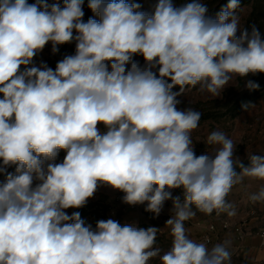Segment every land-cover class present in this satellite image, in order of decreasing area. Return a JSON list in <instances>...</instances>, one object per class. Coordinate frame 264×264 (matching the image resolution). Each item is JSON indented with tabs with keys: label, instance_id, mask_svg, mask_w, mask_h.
<instances>
[{
	"label": "clouds",
	"instance_id": "1",
	"mask_svg": "<svg viewBox=\"0 0 264 264\" xmlns=\"http://www.w3.org/2000/svg\"><path fill=\"white\" fill-rule=\"evenodd\" d=\"M83 4L0 0V264H231L230 241L209 247L185 222L197 211L234 217L226 198L245 177L264 181V155L247 153L245 166L221 131L207 136L214 152L196 155L191 133L201 113L178 109V97L198 87L220 98L234 78L259 89L246 78L264 73L261 33L241 27L239 0L214 17L202 0H158L152 13L126 0H88L98 19L86 22ZM49 43L53 54L72 43L75 52L55 69L37 66ZM101 186L156 217L170 200V248L154 247L157 227L113 219L93 227L67 214ZM248 201L264 203V186Z\"/></svg>",
	"mask_w": 264,
	"mask_h": 264
},
{
	"label": "rangeland",
	"instance_id": "2",
	"mask_svg": "<svg viewBox=\"0 0 264 264\" xmlns=\"http://www.w3.org/2000/svg\"><path fill=\"white\" fill-rule=\"evenodd\" d=\"M49 4L56 0H47ZM126 2H135L141 5V11L152 13L158 0H126ZM191 0H173L177 6H181ZM209 9L208 14L215 16L221 7L225 6L228 0H202ZM28 3H35V0H28ZM88 0H84L83 11L91 14L92 11L87 6ZM240 8L237 14L240 16L241 27L251 31L254 25L261 33L264 39V0H239ZM84 20V19H83ZM239 35V32L237 33ZM75 52V44H65L59 47V51L53 54L51 44L46 45L44 50L34 58V63L38 66L41 62L55 69L56 63L65 55H71ZM143 65L142 56L134 57ZM246 79L253 80L259 84V89L249 91L245 88V81L242 78H234L230 86L226 87L222 97L213 98L206 92H200L197 88L186 90L184 96L178 97L181 103L178 109L183 110L188 107L201 113V120L198 127L191 133L196 155L214 152V146L206 143L207 136L213 131H221L227 137L233 140L236 145L235 156H238L248 165L247 153L255 155H264V73L255 76L249 75ZM174 91H179L176 87ZM255 104L248 111L242 109L244 103ZM101 131H106L104 126L99 125ZM66 152L61 150L56 162H62ZM10 168L8 169V171ZM239 171V169H237ZM4 176L0 175V181ZM264 181L245 177L241 183L235 185L226 198L236 210V215L232 218L226 214L217 216L215 212L211 215H205L197 211L196 216L185 222V228L188 230L190 238L196 241H204V235L207 232V226L211 222H216L222 218L230 220L231 223H246L248 230L255 234L258 227L264 225V203L253 204L248 201V196L257 192ZM117 190L107 186H101L93 198L88 200L87 215L83 219L86 224H95L99 220L113 219L123 225H133L147 229L148 227L160 228L157 233L154 247L161 248L162 254L167 251L172 242L170 227L165 226L166 221L172 216V203L166 201L162 212L158 217L150 212H146V204L140 205L136 210L126 211L116 207L114 197ZM173 196H181V190H173ZM195 210V209H194ZM69 209L66 210V212ZM252 239H238L234 229L219 230L215 241L208 244L209 247L216 243L230 241L229 251L231 252V264H264V246L260 244L258 238L254 235ZM150 264H160L158 258L153 259Z\"/></svg>",
	"mask_w": 264,
	"mask_h": 264
},
{
	"label": "built area",
	"instance_id": "3",
	"mask_svg": "<svg viewBox=\"0 0 264 264\" xmlns=\"http://www.w3.org/2000/svg\"><path fill=\"white\" fill-rule=\"evenodd\" d=\"M123 195L124 194L122 192H119V191L116 192V195L114 197V203L116 207L126 210V211L136 210L140 207V205L133 206V205H128L124 203L122 200ZM226 221L228 223V227H225ZM230 228L234 229V232L238 239L242 240V239L247 238L248 236L254 235L259 239L260 244L264 246V225L258 227L255 234H253L250 230H248L246 223L244 222L231 223L230 220L226 218L217 220L215 223L214 222L209 223L207 226V232L204 235V240L205 238H207L208 244H211L213 241H215L216 234L219 232L220 229L227 230Z\"/></svg>",
	"mask_w": 264,
	"mask_h": 264
},
{
	"label": "trees",
	"instance_id": "4",
	"mask_svg": "<svg viewBox=\"0 0 264 264\" xmlns=\"http://www.w3.org/2000/svg\"><path fill=\"white\" fill-rule=\"evenodd\" d=\"M61 4H62V0H61ZM84 13H85V12H84ZM90 17H91V18L98 19V17H96L93 13H91V14H86V16H85V14H84L83 19H84V21L86 22ZM9 171H10V172H14V171H15V167H14V166L11 167ZM3 180H4V177L2 178V180H1L0 182H2ZM34 183H35V182H34ZM88 206H89V205H88V203H87L84 207H82V208H78V209H75L73 212H79L80 215H81V219H84L85 216L87 215Z\"/></svg>",
	"mask_w": 264,
	"mask_h": 264
},
{
	"label": "crops",
	"instance_id": "5",
	"mask_svg": "<svg viewBox=\"0 0 264 264\" xmlns=\"http://www.w3.org/2000/svg\"><path fill=\"white\" fill-rule=\"evenodd\" d=\"M75 210V208L69 209V211H67V214L71 215L73 213V211ZM255 238H257L256 236H254ZM253 238V237H252ZM250 236H248L247 238H245L244 241L250 240L252 239ZM259 240V239H258Z\"/></svg>",
	"mask_w": 264,
	"mask_h": 264
}]
</instances>
